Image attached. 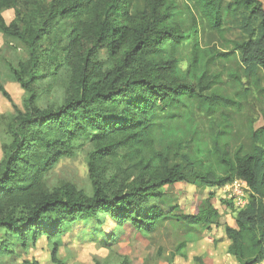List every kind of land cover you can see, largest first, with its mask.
I'll return each instance as SVG.
<instances>
[{
    "label": "trees",
    "instance_id": "obj_1",
    "mask_svg": "<svg viewBox=\"0 0 264 264\" xmlns=\"http://www.w3.org/2000/svg\"><path fill=\"white\" fill-rule=\"evenodd\" d=\"M237 3L247 11L248 38L231 41L232 51L220 53L201 47L198 21L222 34L233 6L227 0H0V31L17 38L27 54L16 65L4 57L25 91L23 108L0 80V92L12 105L0 114L7 133L0 160V255L16 254L17 247L26 251L46 236L52 262L65 264L63 237L78 222L98 226L109 219L149 235L168 218L159 204L166 186L223 188L243 180L249 188L245 207L236 208L234 198L221 200L235 213L236 227L223 225L228 252L238 264L264 262V150L233 147V117L222 113L216 120V113L242 102L218 90L219 76L204 62L233 52L249 71L264 73L263 4ZM6 9L14 10L11 23L3 16ZM51 34L47 48L43 42ZM184 42L193 44L187 71L177 54ZM44 71L64 88L58 104H39ZM189 102L203 105L209 133L194 125ZM80 153L91 190L69 181L50 185L59 164ZM219 217L211 197L197 213L180 215L188 226H210ZM106 242L113 252L116 236L108 235ZM178 255L188 257L187 242L170 253L168 264ZM118 258L95 264H131L128 256ZM194 262L211 260L196 255ZM20 264L41 262L24 258Z\"/></svg>",
    "mask_w": 264,
    "mask_h": 264
},
{
    "label": "rangeland",
    "instance_id": "obj_2",
    "mask_svg": "<svg viewBox=\"0 0 264 264\" xmlns=\"http://www.w3.org/2000/svg\"><path fill=\"white\" fill-rule=\"evenodd\" d=\"M237 1L227 0L233 6L225 17L222 34L211 28L206 20L199 19V42L202 48L212 46L216 47L220 53H224L232 51L231 41L247 40L248 32L243 26V19L247 15V11ZM260 1L264 7V0ZM191 24L192 20L187 18L184 20L183 27L188 31ZM253 26L257 28L258 22H255ZM54 32L57 33L58 31ZM53 35L51 34L44 39L43 44L47 48L52 46ZM13 48L11 57L2 56L0 60L6 61L4 59L6 57L11 60L12 65H16L19 59L27 57L22 44ZM167 49L171 51L170 46ZM177 54L180 59V66L187 71L192 59L193 44L184 42L177 49ZM204 62H206L210 73L218 74L219 77L214 84L218 90L238 98L242 102L239 108L220 109L216 113L218 117L216 120L222 119V113H228L233 117L232 121L236 127L231 137L233 147L242 144L246 149H249L256 145L264 150L263 71L261 69L249 71L240 64L237 54L233 52L228 58L221 56V58L215 59L208 56ZM43 73L44 76L38 85V92L41 95L39 104L45 106L48 101L58 104L63 98L64 88L60 82H56L53 75L46 74V71ZM6 88L12 95L14 102L23 108L25 91L16 83L6 85ZM11 110V103L0 94V114L8 113ZM189 110L194 113V119H197V123L194 120V125L198 127V131L203 134L209 133L210 120L204 116L206 113L203 105L199 102H189ZM6 138V124L3 119H0V160L2 157L1 143ZM64 181L72 182L87 191L91 190L85 154L80 153L74 159L63 160L48 179V183L52 186ZM239 189L248 192L245 186H239ZM164 190L166 198L159 201V204L169 213L168 218L160 223V227H162L160 234L140 233L129 224L120 228L112 221L98 226L94 221L78 222L63 237L64 242L60 249L61 259L66 264H95V259L103 261L105 257L110 259L114 256L119 260L118 256L125 255L130 258L131 264H168L170 253L174 252L180 243L197 241L194 244L191 243V250L187 249L188 257L178 255L171 264H195L194 256L196 255L203 256L205 260H211V262H207L208 264H238L227 250L224 243L225 236H221V233L224 232L223 225L228 224V222L235 223L233 221L235 213L221 200L215 198L218 195L223 200L230 201L235 195L233 189L214 187L212 191L206 189L204 191L191 182H181L166 186ZM207 197H211V199L214 197L213 201L220 212V217L210 226H188L185 224L180 219V215L197 213L199 208L206 205ZM107 231H111L110 234L113 233L118 237L113 253H109L108 248L103 247L102 242H98L101 241V237ZM48 242L43 238L35 246L31 245L30 251L17 247L16 254L0 255V264H20L25 257L36 258L42 264H54L51 258V244ZM159 249L162 251L161 255H158Z\"/></svg>",
    "mask_w": 264,
    "mask_h": 264
},
{
    "label": "crops",
    "instance_id": "obj_3",
    "mask_svg": "<svg viewBox=\"0 0 264 264\" xmlns=\"http://www.w3.org/2000/svg\"><path fill=\"white\" fill-rule=\"evenodd\" d=\"M3 16H4V18H5V20H6V22L7 23H11L12 22V20L14 19V17H15V13H14V10L13 9H6V10H4L3 11ZM19 45H21V42L17 39V38H15V37H11V36H8V35H6V34H4L2 31H0V51H1V54H2V56H8V57H11L12 55H13V47H17V46H19ZM0 80H1V82L5 85V87H6V85H9V84H14V83H16V84H18L16 81H15V78H14V76H13V74H12V72H11V69H10V67L8 66V64L5 62V61H2V60H0ZM19 85V84H18ZM20 86V85H19ZM0 94H1V92H0ZM2 95V94H1ZM2 97H3V95H2ZM214 188H206V190H210V191H212ZM204 191H205V189H204ZM207 198H209V197H207ZM214 198V197H213ZM213 198L211 199V203L215 206V203H214V201H213ZM216 199H218L219 201L220 200H222V198L221 197H219L218 195H216V197H215ZM205 199V198H204ZM108 221H111V220H109V219H107V221L106 222H108ZM235 223L233 224V223H230V222H228V225H230V226H232V227H236V221H235V219L233 220ZM113 222V221H112ZM114 223V222H113ZM115 224V223H114ZM116 225V224H115ZM128 224H126V225H124V226H122V227H120V228H123V227H125V226H127ZM130 225V224H129ZM160 225L161 224H159L158 225V227H157V229L154 231V232H152L151 234H155V233H161L160 232V229L162 228V227H160ZM116 226H118V225H116ZM220 228V227H219ZM111 232V231H110ZM110 232H108L107 231V233L106 234H104L103 235V237H101L102 239H101V241L99 240L98 242H102V246L103 247H106V240H107V237H108V234H110ZM113 234V233H112ZM112 234H110V235H112ZM114 235V234H113ZM221 236H225V232H223V234L221 233ZM43 238H45L47 241H48V239H47V237L46 236H42V237H40L38 240H37V242H36V244H38V242L41 240V239H43ZM117 238L118 237H116V243H117ZM64 242V241H63ZM195 242H197V241H193V242H187V249L189 250H191V243H195ZM49 243V242H48ZM116 243L114 244V246L116 245ZM224 243H225V245H226V247H227V250L229 249V247H230V244H231V241L225 236V240H224ZM36 244H34V246L36 245ZM34 246H32V247H34ZM114 246H113V252H115L114 251ZM31 247V248H32ZM109 250V249H108ZM29 251H30V249H29ZM29 251H28V253H29ZM112 251H110L109 250V253H113ZM231 255V254H230ZM232 256V255H231ZM25 258H27V257H25ZM29 258V257H28ZM117 259L113 256L112 258H110V259H108V257H105V259L103 260V261H111V262H115ZM40 261V260H39ZM41 262V261H40ZM131 263H132V261H131ZM42 264V263H41ZM66 264V263H65ZM263 264V263H262Z\"/></svg>",
    "mask_w": 264,
    "mask_h": 264
},
{
    "label": "built area",
    "instance_id": "obj_4",
    "mask_svg": "<svg viewBox=\"0 0 264 264\" xmlns=\"http://www.w3.org/2000/svg\"><path fill=\"white\" fill-rule=\"evenodd\" d=\"M239 186H245L246 190H248L247 183L245 181H243V180L235 181L234 183L226 185L223 188H226V187H227V189L232 188L233 192L235 194L234 197H233L234 198L235 207L243 208V207L246 206V204L248 202V200H247V192L239 189ZM229 197H232V196L229 195Z\"/></svg>",
    "mask_w": 264,
    "mask_h": 264
}]
</instances>
